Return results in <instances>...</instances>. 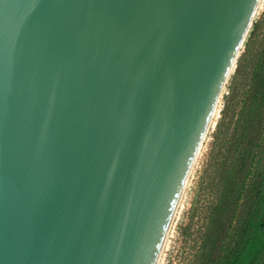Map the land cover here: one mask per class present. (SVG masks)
I'll list each match as a JSON object with an SVG mask.
<instances>
[{"label":"water","instance_id":"1","mask_svg":"<svg viewBox=\"0 0 264 264\" xmlns=\"http://www.w3.org/2000/svg\"><path fill=\"white\" fill-rule=\"evenodd\" d=\"M262 0H0V264H157Z\"/></svg>","mask_w":264,"mask_h":264},{"label":"rangeland","instance_id":"2","mask_svg":"<svg viewBox=\"0 0 264 264\" xmlns=\"http://www.w3.org/2000/svg\"><path fill=\"white\" fill-rule=\"evenodd\" d=\"M242 52H246L249 88L256 71L252 66L264 56V0ZM225 93L226 87L179 201L159 264H264V173L258 181L262 185L246 184L239 195L236 184H226L238 142L233 140L230 151L224 147L219 151L215 141Z\"/></svg>","mask_w":264,"mask_h":264},{"label":"trees","instance_id":"3","mask_svg":"<svg viewBox=\"0 0 264 264\" xmlns=\"http://www.w3.org/2000/svg\"><path fill=\"white\" fill-rule=\"evenodd\" d=\"M260 58L261 61L252 66L256 71L253 82L246 88L249 80L246 52L239 56L235 71L226 85L222 116L215 133L219 151L223 147L230 151V144L238 142L236 148L239 151L226 177V184H236L239 195L246 184L262 185L258 181L260 174L264 173V56ZM238 94L248 95L239 99ZM261 178L264 182V177Z\"/></svg>","mask_w":264,"mask_h":264},{"label":"bare ground","instance_id":"4","mask_svg":"<svg viewBox=\"0 0 264 264\" xmlns=\"http://www.w3.org/2000/svg\"><path fill=\"white\" fill-rule=\"evenodd\" d=\"M185 189V188H184ZM184 191V190H183ZM182 194H183V192H182ZM182 196V195H181ZM181 199V198H180ZM180 201V200H179ZM178 205H179V203H178ZM178 205H177V207H178ZM176 210H177V208H176ZM176 210H175V212H176ZM174 215H175V213H174ZM174 217V216H173ZM173 221V220H172ZM172 223V222H171ZM170 229V228H169ZM169 232V231H168ZM167 235H168V233H167ZM167 238V237H166ZM165 241H166V239H165ZM164 246H165V242H164V245H163V247H162V249H161V252H160V255H159V258H158V261H157V264H159V261H160V259H161V256H162V252H163V249H164Z\"/></svg>","mask_w":264,"mask_h":264}]
</instances>
